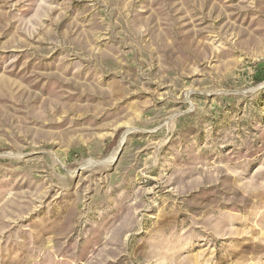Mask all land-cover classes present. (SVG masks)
<instances>
[{
    "label": "rangeland",
    "instance_id": "374dc122",
    "mask_svg": "<svg viewBox=\"0 0 264 264\" xmlns=\"http://www.w3.org/2000/svg\"><path fill=\"white\" fill-rule=\"evenodd\" d=\"M0 264H264V0H0Z\"/></svg>",
    "mask_w": 264,
    "mask_h": 264
},
{
    "label": "bare ground",
    "instance_id": "6f19581e",
    "mask_svg": "<svg viewBox=\"0 0 264 264\" xmlns=\"http://www.w3.org/2000/svg\"><path fill=\"white\" fill-rule=\"evenodd\" d=\"M123 140V139H122ZM112 159H113V157L112 158H110L109 160H108V162L110 163L111 161H112Z\"/></svg>",
    "mask_w": 264,
    "mask_h": 264
},
{
    "label": "water",
    "instance_id": "95a60500",
    "mask_svg": "<svg viewBox=\"0 0 264 264\" xmlns=\"http://www.w3.org/2000/svg\"><path fill=\"white\" fill-rule=\"evenodd\" d=\"M120 148H121V146H120ZM120 148H119V151H120ZM119 151H118V154H119ZM118 154H117V155H118Z\"/></svg>",
    "mask_w": 264,
    "mask_h": 264
}]
</instances>
